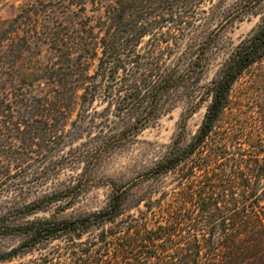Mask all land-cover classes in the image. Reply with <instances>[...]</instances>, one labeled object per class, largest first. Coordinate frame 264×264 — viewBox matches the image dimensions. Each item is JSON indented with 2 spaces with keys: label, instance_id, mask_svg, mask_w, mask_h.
Masks as SVG:
<instances>
[{
  "label": "trees",
  "instance_id": "1",
  "mask_svg": "<svg viewBox=\"0 0 264 264\" xmlns=\"http://www.w3.org/2000/svg\"><path fill=\"white\" fill-rule=\"evenodd\" d=\"M67 1L78 21L44 24L46 61L22 64L36 27L23 32L14 19L2 28L0 262L43 250L16 264H264V0ZM218 13L259 21L201 87ZM19 31L26 47L10 59ZM247 72L243 109L231 92ZM183 98L176 136L144 173L113 187L104 208L35 216L105 182L94 170ZM67 168L79 171L61 181ZM6 238L17 244L5 249Z\"/></svg>",
  "mask_w": 264,
  "mask_h": 264
},
{
  "label": "rangeland",
  "instance_id": "2",
  "mask_svg": "<svg viewBox=\"0 0 264 264\" xmlns=\"http://www.w3.org/2000/svg\"><path fill=\"white\" fill-rule=\"evenodd\" d=\"M231 0H226L225 3ZM78 7L71 5L67 0H0V36L3 34L2 28H10V22L14 19L23 21L22 30L24 32L29 27H36V36L31 43V49L26 50L25 44L20 40V31L15 40L7 47L10 59H13L23 50V63L30 59L39 57L40 61H46L50 57V49L46 44H42L44 37V24L53 18V24L72 25L75 24L78 14ZM27 16V17H26ZM57 19V21H56ZM70 22V24L68 23ZM259 15L246 14L243 18L226 19L224 15L210 19V26L207 31H211L213 39L210 40L204 55L205 68L200 77L199 85L205 86L213 78L222 62L227 58L234 47L243 39L252 28L258 23ZM50 24V23H49ZM52 24V25H53ZM33 25V26H32ZM209 25V23H208ZM217 28L214 31V28ZM14 29V27H13ZM214 31V32H212ZM22 33V32H21ZM15 44V45H14ZM8 45V44H7ZM39 53V54H38ZM91 69L96 61H90ZM251 83L250 73L244 74L232 88L233 106L245 108L247 98L245 90ZM189 103L188 98H183L168 113L162 115L154 123L142 130L136 137L128 141L124 146L114 151L94 172L92 176L97 179H104L90 186L65 209L58 204L49 205L45 211H39L35 216H77L87 214L102 209L107 204L113 187H123L131 179L144 173L165 151L166 146L176 136L181 129L180 119ZM207 100L203 101L199 108L187 119L186 125L181 133L180 139L183 144L187 143L197 130L205 111ZM96 104V102L94 103ZM74 118V117H72ZM78 169H64L58 178L61 181L67 180ZM55 180V179H54ZM168 179H166L167 181ZM111 181V183H110ZM147 184L139 183L132 187L133 193H139ZM167 185V184H166ZM52 186L47 182L43 188ZM17 244L16 238H6L1 241L2 247L8 249ZM43 250H33L12 261L0 262V264H16L21 261H28L39 257Z\"/></svg>",
  "mask_w": 264,
  "mask_h": 264
},
{
  "label": "water",
  "instance_id": "3",
  "mask_svg": "<svg viewBox=\"0 0 264 264\" xmlns=\"http://www.w3.org/2000/svg\"><path fill=\"white\" fill-rule=\"evenodd\" d=\"M141 177H143V175H141ZM129 183H131V182H129Z\"/></svg>",
  "mask_w": 264,
  "mask_h": 264
}]
</instances>
